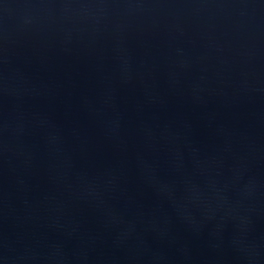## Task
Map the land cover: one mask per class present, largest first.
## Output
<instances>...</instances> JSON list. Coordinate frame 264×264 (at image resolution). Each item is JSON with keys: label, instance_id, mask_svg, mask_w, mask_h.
Listing matches in <instances>:
<instances>
[{"label": "water", "instance_id": "obj_1", "mask_svg": "<svg viewBox=\"0 0 264 264\" xmlns=\"http://www.w3.org/2000/svg\"><path fill=\"white\" fill-rule=\"evenodd\" d=\"M0 264H264V0H0Z\"/></svg>", "mask_w": 264, "mask_h": 264}]
</instances>
